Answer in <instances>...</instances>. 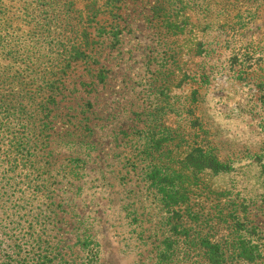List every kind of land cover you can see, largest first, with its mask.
Listing matches in <instances>:
<instances>
[{
  "label": "rangeland",
  "instance_id": "rangeland-1",
  "mask_svg": "<svg viewBox=\"0 0 264 264\" xmlns=\"http://www.w3.org/2000/svg\"><path fill=\"white\" fill-rule=\"evenodd\" d=\"M205 1L207 9L201 0L187 1V21L174 35L157 25L149 2L122 4L120 33L95 40L94 58L79 60L63 78V96L50 106L37 146L40 169L0 178V224L26 239L31 231L42 249L56 247L67 261L82 256L80 239L91 242L98 264H157L154 245L164 237L226 232L217 211L226 212L225 200H232L238 233L262 259L264 100L245 82L256 76L264 88V0H231L228 11L215 7L220 0ZM238 6L249 11L242 13L246 28L231 25ZM149 137L159 141L156 148ZM199 142L230 169L197 172L192 162L182 168V152ZM150 176H167L164 189L169 184L178 194L185 188L173 212L162 209ZM170 264L205 263L192 256Z\"/></svg>",
  "mask_w": 264,
  "mask_h": 264
},
{
  "label": "trees",
  "instance_id": "trees-1",
  "mask_svg": "<svg viewBox=\"0 0 264 264\" xmlns=\"http://www.w3.org/2000/svg\"><path fill=\"white\" fill-rule=\"evenodd\" d=\"M125 1L0 0V178L17 168H27L31 172L40 169L35 168L40 162L36 159L37 146L46 138L44 131L48 125L50 106L57 103L58 96H63V78L79 60L94 58L90 51L95 40L104 34L115 37L120 33L118 20L121 16L118 11ZM144 1L149 2L151 17L165 32L174 35L181 31L187 21L183 20L181 13L189 0ZM230 1L220 0V5H214L221 11H228L232 5ZM201 2L207 9V1ZM237 8L231 25L236 29L246 28L248 22L242 17V13L249 11L241 6ZM205 9L202 10L205 12ZM221 26L218 25L217 31ZM219 43L214 42L215 49H219ZM251 54L252 52H245L241 56L246 61L252 58ZM96 77L98 81H103L104 76L100 71L96 73ZM249 81L251 82L245 84L257 87L258 92L263 93L260 99L264 100V88H259L260 82L256 76H252ZM192 92L197 93L195 89ZM168 136L170 139L175 137L172 134ZM149 140L152 141L150 137ZM152 142L154 148L159 144V141ZM144 151L143 155L149 156ZM182 153V168L192 162V167L197 172L208 169L217 173L230 169V164L219 159L212 146L199 142L195 148H188ZM141 159L145 157L142 156ZM154 167L158 168L156 165ZM169 174L175 172L169 170ZM165 177L167 176L157 177L158 180L153 176L147 178L159 188L158 199L162 203V209L169 213L173 212L171 208L178 200L186 198V191L185 188L184 191L180 189L178 194L179 191L169 184L164 189L162 182L166 180ZM219 193L227 197L225 191L220 190ZM225 201L230 208L226 212L219 208L217 218L225 223L226 232L212 239L205 234H187V230H182V237H164L162 242L154 245L153 254L157 264H163L164 259L170 264L175 257L189 263L192 256L194 262L202 259L205 264H245L257 263L256 261L264 264V256L259 258L256 245L238 233L241 228L233 201ZM185 217L191 218L194 214L189 212ZM251 227L255 229L254 226ZM58 244L59 242L56 243ZM77 244L82 256L78 261H67L56 247L42 249L31 231L26 239L0 224V264H98L96 251L89 246L90 241L84 243L78 239Z\"/></svg>",
  "mask_w": 264,
  "mask_h": 264
}]
</instances>
